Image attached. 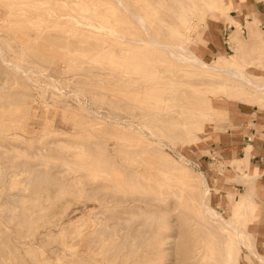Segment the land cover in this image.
I'll list each match as a JSON object with an SVG mask.
<instances>
[{
  "label": "rangeland",
  "instance_id": "374dc122",
  "mask_svg": "<svg viewBox=\"0 0 264 264\" xmlns=\"http://www.w3.org/2000/svg\"><path fill=\"white\" fill-rule=\"evenodd\" d=\"M220 1L124 0L126 10L117 0H0V264L214 263L215 243L196 209L199 177L211 188V206L228 216V192L240 195L249 184L212 152L214 138L239 111L264 113V97L146 42L152 35L264 78V50L248 32L239 31L248 64L235 63L230 49L215 51L210 32L235 3ZM72 144L84 147L82 160ZM252 204L263 253L262 207L256 196ZM130 205L148 212L123 214ZM94 220L108 229L132 224L127 246L123 233L94 231ZM162 232L169 236L161 245Z\"/></svg>",
  "mask_w": 264,
  "mask_h": 264
},
{
  "label": "bare ground",
  "instance_id": "6f19581e",
  "mask_svg": "<svg viewBox=\"0 0 264 264\" xmlns=\"http://www.w3.org/2000/svg\"><path fill=\"white\" fill-rule=\"evenodd\" d=\"M117 1L122 5V7L124 9H126L127 4L125 5L124 0H117ZM206 1L210 4L222 3L220 0H206ZM129 12L131 13V11H129ZM135 18L140 23V25L145 29V31H147V34L150 35L149 30L146 28L143 20H141L138 16ZM235 24H236V27L235 26L232 27V29H234V30H232L229 34H227L226 43L228 44L230 50H232V52H233L232 57L234 58L235 63H238L239 65L248 64L243 59L245 49H246V45L241 41L239 31L242 32V28H243L242 25H245L247 32L249 33V36L251 37L250 38L251 42L253 44L259 45L258 47L261 51L264 50V31L259 30V28H260L259 22L256 18L253 21L248 22L247 25L245 23H243L241 25L239 22H235ZM148 37H149V40H148L149 42H146L148 45L153 46L155 49L162 50L163 52L167 53L168 55L174 57L178 62L195 64L197 66H200V67L204 68L211 76H214V77L226 76L230 80L232 79V81L236 80V81H238V83L239 82L242 83V85L245 88H253V91L255 93H257L261 97H264V78H261V77L259 78V77L250 75L243 68L236 67V66H229L228 62L226 60H224L223 58H219L217 60H214L213 62H206L201 57H199L193 50L186 48L183 45L166 44V43H163L161 41H156L152 37V35H150ZM222 79H223V77H222ZM211 115L213 116V113ZM198 119L201 120V122L204 121V119L200 118L199 116H198ZM112 120H113V118H112ZM125 124H126V122H125ZM127 125H129V124H127ZM129 127H131V126H129ZM189 127H190V125H189ZM147 129H149V128H147ZM150 135L151 136L153 135L154 136L153 138H155L158 141V143L162 141L160 139V137L157 136V134H155L153 131L150 132ZM138 139H139L138 141H140V138H138ZM116 141H118V139ZM72 147H73V149H72ZM71 149L73 151V156L75 158H78L80 160L83 159V157H84L83 156V151H84L83 146H80L78 144L77 145L72 144ZM68 151H70V149ZM179 155H180V158L182 159V161L183 160L185 161L186 157L183 154H179ZM233 163L235 164L236 168L240 171L241 178L249 184V187H245V192H243L240 195L234 196L231 192H228L227 205H229L231 207V210H230V213L228 214V216L217 211L215 208H213L211 206V204L209 202V198H210L209 194H210L211 188H210V186L207 182V179L204 175L201 174L199 177V183L201 186V195H200V198L198 201V206L196 208L198 215H199L198 219L200 220V222L204 226H206V229H204V231L206 233L207 239L211 242V244L215 243V249L213 251L208 252V253L213 258V261H214L213 264H240V259H241V257H243V254H245L246 257L249 259H250V256H255L257 259L260 260V262L262 264H264V256H262L261 254L258 253L256 246H255V238L253 236V231L256 227L255 222L259 219L258 218L259 214L257 212L258 204L256 206H254L252 204V202L254 201V196H256V194L254 193V181H255L256 176H258L257 175L258 169L255 168L254 170H252L251 165L249 164L247 157L244 159L240 158L239 160H237ZM180 166L177 165L176 167L179 170L184 169ZM76 174H77V172H76ZM82 177H84V176H82ZM78 179H79V177H78ZM80 179H81V177H80ZM75 180H77V179L75 178ZM70 181H72V180H70ZM80 182H81V180H80ZM133 184H135V183H133ZM119 185H123V183H121ZM177 186L180 188L179 184H177ZM133 188L136 189L137 187H133ZM250 193H251V195H250ZM126 197H127V195H126ZM126 197H123L120 200H118L119 203H127L128 204L129 198H126ZM112 198L114 199V197H112ZM140 198H141V196H140ZM140 198L132 197L130 199L137 200V201L138 200L143 201V198L142 199H140ZM133 209H137L141 214H146L148 212L147 209H144L140 206L130 205L129 207H124L122 213L130 215L133 212ZM125 217H127V216H125ZM88 223H89V221L87 219H85L83 222V224L85 226H87ZM103 224L104 225H102V223L100 224V222L98 220H94V221H92L91 226H92L93 230L96 231L98 234L105 233L107 236L112 235V234H118L119 235V234L123 233L122 245L127 246L128 238L131 235L130 226L132 224L126 225V223H125V225H126L125 227H122V228L120 227L118 229H108V228H113V227H112V225L106 224V221L103 222ZM141 228H139V230H137V231L134 230L135 236L138 233H140ZM77 233H78V231L75 230V234H77ZM168 236H169V232H166V233L162 232L160 234V238H161L160 244L161 245L164 244L165 241H167ZM212 236L216 239L215 241L212 240ZM99 238H101V237H99ZM138 240H139V238H138ZM104 241L106 242V240H104ZM138 248H139V246H138ZM134 250H135V248H134ZM59 260H58V262H59ZM73 263L79 264L78 261H74Z\"/></svg>",
  "mask_w": 264,
  "mask_h": 264
},
{
  "label": "crops",
  "instance_id": "0c3cea01",
  "mask_svg": "<svg viewBox=\"0 0 264 264\" xmlns=\"http://www.w3.org/2000/svg\"><path fill=\"white\" fill-rule=\"evenodd\" d=\"M246 14L249 15L245 17ZM224 15L229 16L230 19H218L210 32V36H213L211 42L218 53L230 49L226 43L227 34L229 30H234L232 27H236L235 22L242 25V23L247 24L256 18L259 24L261 23L264 17V0H235L234 8L226 14H221V16ZM225 113L226 111L218 110V114ZM258 113L259 110H255L252 114L245 109L233 115L234 117L232 116L231 123H227L225 131L219 132L217 138H214L216 144L211 149L214 153H222V156H226L231 164L240 158L247 157L252 170L258 169V176L254 181V192L262 207L260 214L262 220L258 224L257 231L260 240L259 248L263 252L258 253L264 256V113ZM249 116L251 117L249 118ZM237 155L241 156L236 158ZM202 158H204L203 155L197 157L199 160L207 161ZM259 264H262L260 260Z\"/></svg>",
  "mask_w": 264,
  "mask_h": 264
},
{
  "label": "built area",
  "instance_id": "2783aa9c",
  "mask_svg": "<svg viewBox=\"0 0 264 264\" xmlns=\"http://www.w3.org/2000/svg\"><path fill=\"white\" fill-rule=\"evenodd\" d=\"M242 27H243V28H242V32H243V33L247 32V29H246L245 25H242ZM227 45H228V44H227Z\"/></svg>",
  "mask_w": 264,
  "mask_h": 264
}]
</instances>
